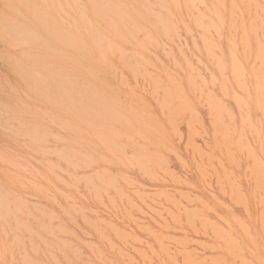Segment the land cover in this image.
I'll return each mask as SVG.
<instances>
[{
  "label": "rangeland",
  "instance_id": "obj_1",
  "mask_svg": "<svg viewBox=\"0 0 264 264\" xmlns=\"http://www.w3.org/2000/svg\"><path fill=\"white\" fill-rule=\"evenodd\" d=\"M0 264H264V0H0Z\"/></svg>",
  "mask_w": 264,
  "mask_h": 264
}]
</instances>
